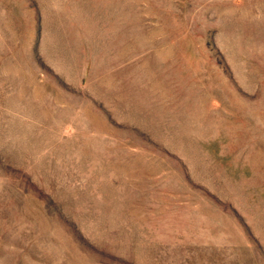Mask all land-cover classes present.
I'll list each match as a JSON object with an SVG mask.
<instances>
[{"label": "rangeland", "instance_id": "1", "mask_svg": "<svg viewBox=\"0 0 264 264\" xmlns=\"http://www.w3.org/2000/svg\"><path fill=\"white\" fill-rule=\"evenodd\" d=\"M0 264H264V0H0Z\"/></svg>", "mask_w": 264, "mask_h": 264}]
</instances>
